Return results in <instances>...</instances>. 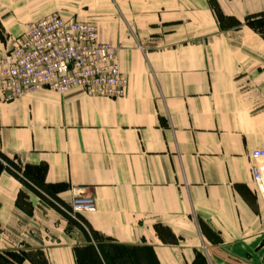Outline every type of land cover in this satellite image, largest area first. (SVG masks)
Here are the masks:
<instances>
[{
	"label": "crops",
	"instance_id": "1",
	"mask_svg": "<svg viewBox=\"0 0 264 264\" xmlns=\"http://www.w3.org/2000/svg\"><path fill=\"white\" fill-rule=\"evenodd\" d=\"M53 14L122 47L126 94L0 98V154L54 189L0 165V264H264V0H0V58Z\"/></svg>",
	"mask_w": 264,
	"mask_h": 264
},
{
	"label": "built area",
	"instance_id": "2",
	"mask_svg": "<svg viewBox=\"0 0 264 264\" xmlns=\"http://www.w3.org/2000/svg\"><path fill=\"white\" fill-rule=\"evenodd\" d=\"M121 50L103 42L93 22L49 15L31 23L0 58V98L9 103L41 90L62 95L82 90L92 98L121 99L127 89ZM251 158L252 186L264 202V150ZM71 209L82 215L97 210L92 195L75 191Z\"/></svg>",
	"mask_w": 264,
	"mask_h": 264
},
{
	"label": "rangeland",
	"instance_id": "3",
	"mask_svg": "<svg viewBox=\"0 0 264 264\" xmlns=\"http://www.w3.org/2000/svg\"><path fill=\"white\" fill-rule=\"evenodd\" d=\"M255 22H257V25H259V27L264 30V17L259 19V20L258 19L255 20ZM0 165H5L7 167H10V169H17L24 176H27L28 173L31 174V172H32L34 177H30V178H31V182L34 184V186L39 188L40 190H42L43 192H45L46 194H48L50 196H52L54 194V189L45 187L42 184V180H41L42 179V170L41 169L38 171L33 170L30 172V170H27V169H32V168H27L24 165L20 164L19 162H16L15 160H12V159H8L1 154H0ZM23 169H26V170L24 171ZM22 179H24V178H22ZM42 191L37 190V192L39 194H41V196L46 198V196L43 193H41ZM49 201H51V200H49ZM53 202H55V201H53ZM54 204L56 205V207L59 208V210H61L69 218L71 224H72V222L78 223L79 225L85 224L83 215L78 214V213H73L72 209H71V205L67 206L61 202H59L57 204L54 203ZM260 239H261L260 240L261 241L260 246L263 247L262 254H263V259H264V231H262V235H261ZM257 240H259V239H257Z\"/></svg>",
	"mask_w": 264,
	"mask_h": 264
},
{
	"label": "trees",
	"instance_id": "4",
	"mask_svg": "<svg viewBox=\"0 0 264 264\" xmlns=\"http://www.w3.org/2000/svg\"><path fill=\"white\" fill-rule=\"evenodd\" d=\"M215 11H216L217 16L219 17L220 21H221V22L224 21L225 18L221 15V13L219 12V10L217 9L216 6H215ZM259 18H260V19L263 18V15H255V16L247 17V18H246V23H247L248 25L255 26V20H257V19L259 20ZM256 24H257V23H256ZM260 30H263V29L260 28ZM8 169H9L10 171H12V172H16V171H17V169H10V167H8ZM22 176H24V175H22ZM25 177H26V176H25ZM23 178H24V177H23ZM53 200H54L55 202H57V203L60 202L57 198H53Z\"/></svg>",
	"mask_w": 264,
	"mask_h": 264
}]
</instances>
